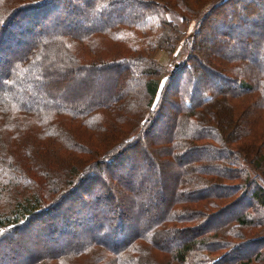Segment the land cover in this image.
I'll return each mask as SVG.
<instances>
[{"label":"trees","instance_id":"16d2710c","mask_svg":"<svg viewBox=\"0 0 264 264\" xmlns=\"http://www.w3.org/2000/svg\"><path fill=\"white\" fill-rule=\"evenodd\" d=\"M240 1L0 0V255L8 258L3 264L25 261L20 258L25 247L17 245L24 235L31 245L46 236L44 244L53 245L77 230L106 238L85 236L75 247L44 251L34 259L28 253L25 263L208 264L201 250L234 251L247 245L238 241H248L255 244L251 254L210 264H264V186L250 176L258 172L264 180V69L250 65L242 51L253 49L264 57V41L254 30L236 41L223 31L218 44L240 51H217L206 61L197 41L208 19L223 18L225 7ZM131 6L136 8L126 14ZM248 8L240 18L249 19L254 7ZM107 15L106 22H95ZM170 15L196 28L186 35ZM41 33L40 43L30 41ZM180 43L187 52L184 62L170 69L163 83L167 70L153 60L154 52L172 55ZM201 69L208 73L199 79L203 83L188 85L189 78L198 82ZM73 75L98 84L97 98L75 101L73 91L53 93L57 83ZM39 81H45L46 90L40 86L46 92L32 89ZM103 83L118 91L102 94ZM27 87L32 88L17 94ZM170 87L177 105L170 104L172 113L165 120L162 107ZM161 123L170 125L169 133L161 147L153 138L149 150L168 171H178L165 212L152 219L149 214L147 220L140 187L155 170L140 176L139 190L130 176L148 160L137 152L141 139ZM127 151H134L128 154V178H113L119 190L121 181L127 183L121 191L129 194L133 214L126 218L117 196L94 190L103 169L111 172ZM190 154L195 157L184 159ZM235 198L248 199L259 212L241 211L213 229H201L226 212L227 200L236 205ZM103 204L109 217L99 210L83 216L84 207L96 210ZM122 221L128 235L110 246L105 240L117 235ZM185 234L188 239L170 248L172 238Z\"/></svg>","mask_w":264,"mask_h":264},{"label":"rangeland","instance_id":"374dc122","mask_svg":"<svg viewBox=\"0 0 264 264\" xmlns=\"http://www.w3.org/2000/svg\"><path fill=\"white\" fill-rule=\"evenodd\" d=\"M258 3L255 4L254 2H247L246 0L240 1L239 3H234L232 6H228L225 7L226 9L223 11V18H212V20H207L206 22V26L203 28V31L201 32V36L198 37L197 41H198V46L200 48V51L202 52L203 55V60L206 61L209 57L214 56L217 51L220 52H234L236 53L237 50L240 51V48L238 49L237 47H235L234 49H228L224 48L222 46L224 45H220L218 44V40L221 38L220 36L222 35L223 31H227L228 37H230L231 39H234L235 41L238 39H246L247 38V34L248 32H250V30H254L256 33H258L260 40L264 41V21H263V16H264V0H258ZM244 8H241L242 6H245ZM250 7H254L253 10V14L249 17V19H247L246 17L240 18L239 15L242 14L243 10L246 12H249V8ZM132 8H128L126 11V14H129L131 11L130 10H134L136 7L135 6H131ZM243 9V10H242ZM247 9V10H246ZM122 9H115L113 12V14H119L120 11ZM237 15V16H236ZM107 18H105L104 20H100L101 18H96L95 22L97 24H102L103 22H106V20H108V15L106 16ZM170 19H174V22L176 24H179L180 28L182 31H184V33H186V35H189L191 33V31L193 29H195L196 27H193V24L190 23V25L185 26L184 24L179 22V19L176 18L173 15H170ZM252 20L258 22V24H255L254 21L252 22ZM241 23H243L242 26H239ZM253 23V24H252ZM19 26H17L16 29H18ZM193 28V29H192ZM47 29L46 32H49V30H51L52 28H45ZM20 31V29L18 30ZM44 32V31H43ZM246 34V35H245ZM35 38V39H34ZM32 38L30 41L32 42H39L41 38H43V33L39 34V36ZM188 38V36L186 37ZM185 37H183V39H186ZM236 46V45H233ZM222 47V48H221ZM244 51L243 54H247L248 55V63L250 65H254V66H259L258 70L264 69V57L262 55H258V51H255L253 49H251L250 51ZM241 51V52H242ZM185 52L182 48V43L179 44L177 50H174V54L170 55L168 53H165V51H156L154 52L153 55V60H155L156 64L165 68V73L163 74V79L162 82L164 83V80L167 76H169L168 71L172 68H175L176 66H178L180 63L184 62V55L187 54V52ZM247 52V53H246ZM200 53L198 54V59H200ZM200 60V62L205 63L203 60ZM252 70V69H251ZM206 74H208L205 70L201 69V73H199L196 77V79H198V82L193 83V81H191L189 78V81H187L186 79L184 81L185 84L189 83L188 85H195L197 86V88L200 86L201 83H203L201 80H203V76H205ZM206 80L211 81L210 77L206 78ZM42 83H45V81H39L34 82L30 87V88H23L22 90H18L17 94L20 95L21 92L25 89L30 90L35 89L37 91V89L41 92H46V85H43ZM43 85L45 86V90H43V87L40 86ZM98 84H93L92 80L90 79L89 82L85 81L83 77H77V75H73L70 79H65L64 81H61L59 83L56 84V87H54V94H57L60 96H65L66 93L70 92L72 94V91L75 92L73 93L72 97L75 101L80 100V99H90L89 96L93 95L95 98H97L96 94H98L97 90H99L98 88ZM102 87V94H106V96L109 95V93L111 92H116L117 89L113 88L112 89V84L108 83L105 84L103 83L102 85H100ZM82 90V95L81 93H79L78 91ZM118 91V90H117ZM190 91V90H189ZM126 92V91H124ZM53 94V95H54ZM167 100L166 103L163 105L162 107V115L164 116V119L166 120L168 118V116H170V114L172 113V109L170 107V104L173 105V107H175V105H177V103H174V99H175V92H173L172 88L170 87V90H168L167 92ZM162 116V117H163ZM160 126H156L155 128H153L152 132L150 133V136L148 137L147 135L144 136L141 140V143L138 146V154H140L141 156L145 154L144 158H148V160H146L147 162H145L144 166L142 165V169L140 168V171L138 170L137 172L133 171L132 175L130 176V179L132 180L131 183H134L133 186L135 188V190H139L138 184H135L136 181L140 178V176L142 175H146L151 171V170H155L154 172V178L149 177L150 180H148L147 184L144 187H140L141 192V201L140 203L134 199V201L140 204V206L144 207L145 212V217L148 220V215L151 214L152 218H155L157 215H162L163 212V204L166 203V201L169 200V198L171 197L169 195L170 192V187H171V183L175 177L174 172L178 171V170H173V171H168L166 168L163 167V165L161 164L160 157L157 156V154L154 153V151H150V145H153V138H159L160 141H158L157 144H159L158 146L161 147V144H163L162 142L164 141L167 133H169L170 130V125H164V123H161V128H159ZM161 143V144H160ZM151 152V154H150ZM134 153V151L129 152L127 151L125 154V158L121 159L118 158V162L113 165L111 168V172L108 170V168H104L103 169V177L101 176L100 182H99V186H97L98 188L95 189L94 191L97 192V190H100L101 188H103L104 190H106L107 192L111 193V195H114L116 198H118V203L121 207V210L124 212L125 217L127 218L130 217L133 212H130V203L129 200L131 199L130 197H128L129 194L125 193L124 191L122 192L121 190L125 189L126 190V185L127 183H123V181H121V183L124 185L121 189L119 190V188H117L118 183L115 184L113 178L117 179L119 177L125 179L128 178L127 177V172L125 171V168L127 167V165L129 164V160L130 158L128 154H132ZM133 156V155H132ZM142 156V158H143ZM195 155H188L185 156L184 159L189 160L191 158H194ZM116 160V161H117ZM186 160L184 162H186ZM145 161V160H144ZM156 164L158 166V168L161 170L160 175H158V168L156 167ZM185 165H183L184 167ZM139 168V167H138ZM124 170V172H123ZM257 173L252 172V174L250 175L252 179H256L259 180L262 185L264 186V180L261 179V177L259 175H257ZM158 175V176H157ZM117 177V178H116ZM107 178H109V181L107 182ZM148 178V179H149ZM134 179V180H133ZM147 180V179H146ZM106 182L108 184H106ZM149 189L150 193H147L146 190ZM139 195V194H138ZM238 198H235L234 200H237ZM233 200V199H232ZM233 200V201H234ZM228 202H230L231 204L227 206V210L225 213L223 214H218L214 216L213 221L209 222L208 224L204 225L201 229H205V230H210L213 229L214 227H217L221 224V222H223L225 219H227V217L229 216H239L241 214V211H246L247 213H251L254 214L256 213V210L259 212V209H257L256 207L253 206V204L248 205L249 200L248 199H239L236 201V205L235 202H232L231 200H227ZM134 202V203H135ZM165 202V203H164ZM133 203V204H134ZM133 204H132V209H133ZM103 205H100V207H98V209L96 208V210L93 208L92 205H90V207H84L83 212V216L85 215L86 217L89 216V213H92L94 211H98L100 213H103L105 216L109 217V213H107L106 211H103ZM146 208V209H145ZM135 209V208H134ZM108 211V210H107ZM113 212V210L111 211ZM140 214V213H139ZM113 215V214H112ZM141 216H144L143 213H141ZM125 221V219H124ZM122 221V223L117 222V226H118V232L117 235H115V237H113L112 240L108 241V238L105 240L108 242V244L110 246H114L116 244H121V242H123L124 237L126 235H128V229L126 226V222ZM87 222V221H85ZM128 223V221H127ZM129 224H131V226H133V224L131 222H129ZM137 226L134 225L133 229L136 230ZM141 226L138 225L137 230L140 229ZM200 228V227H199ZM227 229V228H226ZM77 234L74 237H70V239L68 238H56V240L54 241V244H44V242H46V240H48V237H42L41 239H35V243L31 245V243H28L25 235L22 238H20V241H18L17 245L19 246H24L25 248L23 250L20 251L21 253V257L23 261V263H18V264H26L25 262L28 260V256L31 255V257L34 259L36 258L38 255L41 254V252H53L56 249H61V247H67V248H71V247H75L77 244H80L81 242H79L82 238H84L85 236L88 238H96V239H100L103 238L105 239L106 237H104L102 234H100L99 236L94 235V233L92 232H87L84 231L82 234H79V230H77ZM221 233H224V230L222 229L221 226ZM220 234V233H219ZM188 234H185V236H176L175 238H172V241L170 243V248H175L178 246L179 242H184L185 239H188ZM46 238V240L44 239ZM51 238V236H50ZM30 240H33L31 237L29 238ZM80 239L78 242L77 240ZM49 242V241H48ZM237 243H240L242 245V243L247 244L245 245V247L241 248V249H236V250H232L229 249L228 251H218V252H212V253H206L204 251H200L201 253L204 254L205 258H207L208 260L214 261L217 260L218 262L223 261V257H227V256H235V257H241L243 258L244 256L251 254L252 252H254L253 250L255 249L254 245H252L251 243L248 244V241H238ZM27 244L29 245V247H32V249H28L29 247H27ZM236 244V243H234ZM239 244V245H240ZM72 245V246H71ZM238 245V244H236ZM25 250V253H24ZM30 251V252H29ZM30 253V255L28 254ZM28 254V255H26ZM27 259V260H26ZM220 259V260H219ZM8 260L7 255L2 254L0 255V264L5 263ZM207 262L208 264L212 263V262ZM7 264V263H6ZM9 264H11L9 262ZM12 264H16L12 263ZM187 264V263H185ZM223 264V263H222Z\"/></svg>","mask_w":264,"mask_h":264}]
</instances>
